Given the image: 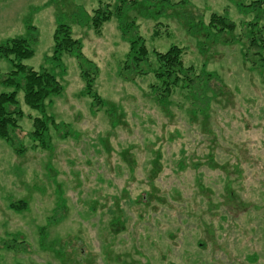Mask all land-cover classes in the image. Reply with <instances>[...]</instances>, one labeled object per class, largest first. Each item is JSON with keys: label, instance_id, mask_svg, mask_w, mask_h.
Here are the masks:
<instances>
[{"label": "rangeland", "instance_id": "obj_1", "mask_svg": "<svg viewBox=\"0 0 264 264\" xmlns=\"http://www.w3.org/2000/svg\"><path fill=\"white\" fill-rule=\"evenodd\" d=\"M106 2L117 0H0V45L28 39L23 62L63 85L46 108L56 123L48 147L29 135L39 113L21 91L18 148L0 137V264H264V73L251 46L264 19L250 25L253 14L229 0H186L205 24L212 13L233 23L213 41L173 17L135 16L154 66V51L178 45L184 65L212 72L224 93L192 114L178 86L166 112L150 94L153 73L132 81L121 72L129 44L118 15L99 27L74 17ZM60 22L80 40L86 71L98 67V109L78 58H51ZM11 58L0 57V92Z\"/></svg>", "mask_w": 264, "mask_h": 264}, {"label": "trees", "instance_id": "obj_2", "mask_svg": "<svg viewBox=\"0 0 264 264\" xmlns=\"http://www.w3.org/2000/svg\"><path fill=\"white\" fill-rule=\"evenodd\" d=\"M229 1L238 8L239 12L246 15L253 14L252 21L248 22L250 25L257 24L264 19V0ZM185 2L186 0L180 2H171L170 0H117L113 6L110 2L98 5L92 14L78 9L77 12H74V17L80 24L89 23L94 27H99L103 22L108 21L114 13L117 14L118 28L121 30L122 39L129 44L122 74L130 76L129 79L133 81L134 75L146 76L153 73L157 83L151 85L150 94L166 112L169 111L168 102L170 100L168 99L171 93L178 86H182L189 91L186 98L190 101V105L195 106L191 107L192 110L189 108L190 113L195 114L197 111L203 113L209 108L211 97L224 95L223 91H218V88L212 85V81H210L212 72L196 74L192 66H185L181 57L182 49L175 44L165 51H154L156 63L154 66L149 59L145 39L138 33L135 26V16L154 20L161 17H173L185 22L190 35L213 41H217L220 38L219 35H222L226 28L233 26V23L228 21L229 19L225 15L217 13H212V20L205 24L202 17H195L193 14L185 12L182 5ZM177 9L181 10L177 11ZM130 11H134L132 18L127 16ZM254 32L259 34V37L251 39V46L253 45L258 49L254 53L257 56L255 62L258 63V67L264 73V34L258 29ZM52 38L53 55L51 58L56 63H59L60 55L63 52L78 58L80 61L81 75L86 81V89H84L83 94L92 98L91 108L96 106L98 109L100 106L106 105L105 102L101 101L96 91L91 89L98 67L95 66V74L86 71L84 59H82L81 42L72 35L70 26L63 22L58 23ZM32 54L31 42L24 37L9 38L0 45V57L12 55L11 60L14 66L1 80V83L10 89L0 92V137L15 146L16 149L19 144L17 142V131L20 129L19 119L23 114L18 105V91L22 93L23 102L39 113L34 117L30 137L38 142L39 146L48 147L50 145L49 125L56 123L53 115L46 112V108L51 98L59 95L63 89L61 81L54 72L45 68L35 69L23 62ZM216 80V82H220L218 79ZM57 125L60 129L62 123Z\"/></svg>", "mask_w": 264, "mask_h": 264}]
</instances>
